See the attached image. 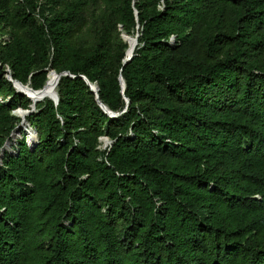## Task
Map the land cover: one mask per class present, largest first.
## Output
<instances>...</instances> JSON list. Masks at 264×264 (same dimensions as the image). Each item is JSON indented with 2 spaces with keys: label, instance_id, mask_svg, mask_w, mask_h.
<instances>
[{
  "label": "trees",
  "instance_id": "obj_1",
  "mask_svg": "<svg viewBox=\"0 0 264 264\" xmlns=\"http://www.w3.org/2000/svg\"><path fill=\"white\" fill-rule=\"evenodd\" d=\"M6 141L0 264H264V0H0Z\"/></svg>",
  "mask_w": 264,
  "mask_h": 264
},
{
  "label": "water",
  "instance_id": "obj_2",
  "mask_svg": "<svg viewBox=\"0 0 264 264\" xmlns=\"http://www.w3.org/2000/svg\"><path fill=\"white\" fill-rule=\"evenodd\" d=\"M123 38L128 41L129 43V47L127 49V52H126V56L124 58V63L128 62L129 60H131V58L133 57L134 55V50L138 44V35L136 36H130V35H127L125 33H123ZM9 74L7 75L9 80L13 83L14 87L16 88L17 92H20L24 95H26L28 98H30L33 102L32 104L30 105L31 109H23V108H19L17 110H15V113L17 115H19L21 118H22V121L21 123L19 124V126L17 127L16 131L12 134V137L15 136L16 132L20 129V128H23V130L25 131V133L27 134L28 132H32L33 135H31V137H27V141H28V144L31 146V147H35L37 145V143L39 142V139H38V131L36 130V128H34L31 123L27 120L26 116L31 114L32 112L35 111L36 109V106H37V103H39L40 101H42L43 98H35L33 99L32 97H30V95L26 92V88L31 90L32 93H37L40 91V89H34L33 87L30 86V84H23L22 82H20L19 80H16L12 77V74H11V70H9ZM51 74H54L55 75V81H54V93L51 94L48 98L52 99L55 101L56 104L59 103V94H58V91H57V86L60 82V79L62 77V75H68L70 74V72L68 71H64L62 73H58L56 72L55 70H51L48 74V79L50 77ZM83 78L87 81V83L90 85L91 87V90L96 94V98L100 104V106L102 107V109L108 114L110 115V117H117L119 116L120 114H122L123 112L126 111V109H124L122 112H115V111H112L105 103H103L101 100H100V96H99V90H100V87L98 85V83H92L89 81V79L86 77V76H83ZM120 80H121V83H122V87H123V92L126 88V82H125V79L124 77L121 75L120 76ZM48 82V80H47ZM46 82V83H47ZM35 95V94H34ZM126 101H127V105L130 103V99L129 98H126ZM20 113H22V115H20ZM19 133V137H21V131L18 132ZM102 140L107 143V144H110L112 141L108 138V137H102ZM16 141V138L13 139L12 142H15ZM12 143L10 141H6L4 147L2 148V153L0 154L1 156V160L3 158V155H4V150L9 147Z\"/></svg>",
  "mask_w": 264,
  "mask_h": 264
},
{
  "label": "bare ground",
  "instance_id": "obj_3",
  "mask_svg": "<svg viewBox=\"0 0 264 264\" xmlns=\"http://www.w3.org/2000/svg\"><path fill=\"white\" fill-rule=\"evenodd\" d=\"M54 81H55V75L54 74H51L50 77H49V79H48V82L46 83V85L42 89H40L39 92L32 93V91L29 90V89H27V88H26V90H27L26 92L33 99H35L36 97L37 98L39 97V98H43L42 100H44L45 98H48L51 94L54 93ZM20 115H22V113H20ZM19 131H21V129L16 132L14 138H17L19 136V133H18ZM26 135H27V137L30 138L31 135H33V133L32 132H28Z\"/></svg>",
  "mask_w": 264,
  "mask_h": 264
},
{
  "label": "rangeland",
  "instance_id": "obj_4",
  "mask_svg": "<svg viewBox=\"0 0 264 264\" xmlns=\"http://www.w3.org/2000/svg\"><path fill=\"white\" fill-rule=\"evenodd\" d=\"M134 37V36H133ZM15 137V136H14ZM105 143V142H104ZM108 145L107 143H105V146Z\"/></svg>",
  "mask_w": 264,
  "mask_h": 264
}]
</instances>
